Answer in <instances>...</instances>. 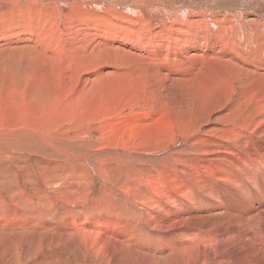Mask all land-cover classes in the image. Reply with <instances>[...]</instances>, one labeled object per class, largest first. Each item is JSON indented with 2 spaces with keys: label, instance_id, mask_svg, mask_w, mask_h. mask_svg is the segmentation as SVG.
Instances as JSON below:
<instances>
[{
  "label": "rangeland",
  "instance_id": "obj_1",
  "mask_svg": "<svg viewBox=\"0 0 264 264\" xmlns=\"http://www.w3.org/2000/svg\"><path fill=\"white\" fill-rule=\"evenodd\" d=\"M164 8L195 11L192 17L201 12L210 21L204 33L220 22L206 36L215 40L207 41V48L216 46L180 50L170 43L175 35L168 42L171 22L162 17ZM155 17L161 22L148 24ZM248 17L257 31L246 24ZM163 28L168 30L162 35ZM252 48L264 54V0H0V264H123L93 241L82 242L76 229H65L90 226L93 216L103 215L135 225L139 211L119 188L133 190L139 180L145 183L150 172L170 164L163 161L168 152H186L190 139H183L181 130L207 119L203 109L196 112L173 99L171 106L164 104L151 88L156 83L148 85L156 61L164 65L166 53L187 50L200 60H187L184 69L197 70L203 60L217 57L218 49L235 56ZM260 61L254 64L264 65ZM250 79L234 94L231 108L242 110L233 118L242 129L264 117V76ZM147 121L151 127L160 123L161 148L118 151L124 147L116 144L122 136L113 130L124 133L123 128ZM111 132L114 138L108 139ZM158 133L151 132L147 143ZM260 221L264 226V216ZM217 245L205 243L207 250ZM223 246L233 256L227 264H237L233 258L240 253H251L250 245L245 250ZM177 254L171 250L169 255Z\"/></svg>",
  "mask_w": 264,
  "mask_h": 264
},
{
  "label": "bare ground",
  "instance_id": "obj_2",
  "mask_svg": "<svg viewBox=\"0 0 264 264\" xmlns=\"http://www.w3.org/2000/svg\"><path fill=\"white\" fill-rule=\"evenodd\" d=\"M163 10L167 14L163 13L162 17L169 16L167 22H171V24L168 22L167 26V28L170 27L168 42L173 39L172 35H175L170 43L178 45L180 50L187 47L188 49L193 47L196 50H206L216 46L211 43L207 48V41L211 40L210 38L206 40V36L211 37L212 28L215 30L214 27L220 22L213 24L204 33L206 28L204 25L210 21H205L203 16H200L201 12L192 17L195 11L185 9L181 12L169 8ZM158 11L159 9L156 15L159 14ZM142 12L145 13V11ZM157 18L164 20L160 19V16ZM158 20L155 17L147 23L154 25ZM252 21L248 17L245 22L249 27L252 25L255 32L258 28L253 25L256 23ZM144 24H146L145 21ZM230 27L229 30L232 33L234 28ZM226 28L224 26L227 33L228 28ZM167 30L163 28L161 34L163 35ZM218 31L217 26V33H220ZM180 34H182L181 37ZM243 36H246L245 33ZM227 37L230 38L229 34ZM212 41L215 42V40ZM231 42L234 43V41ZM167 47L170 48V45ZM223 49H218L217 57H210L212 59L209 58L207 62L202 61V57L197 70H190V67L184 69L187 60L192 62L200 60L187 50L172 53L171 56L166 53L161 61L167 65H160L159 61H156L157 67L148 85L156 83L157 86L151 88L166 100L164 104L171 106L169 100L173 99L176 101L175 104L194 109L196 112L203 109L207 119L202 121L201 118L193 127L181 130V137L190 139L186 145V152L174 155L168 152L163 161L167 164L170 162V164L158 171L150 172L151 177L146 179L145 183L139 180V185L133 190H131L133 186L127 185L119 188L127 198L134 202L141 219L134 220V225L121 218L114 219L110 215L93 216L91 218L94 221L90 226L81 223L72 227L60 225L61 227H67L65 230L76 229L78 235H81L82 242L84 240L93 241L98 249H102V252H109L112 256L116 255L117 261L123 264H227V260L233 256L225 252L226 248L223 245H230L229 247L239 245L242 250L249 248L250 245V250L247 249L251 252L250 254L240 253L233 259H237V264H249L250 260L264 264V226L260 221L264 216V117L258 118L242 129L239 122L233 119L241 115L242 110L231 109L233 96L240 86L250 82L251 77L264 76V65L254 64L260 59L264 60V54L262 50L254 51L252 48L253 51L251 49L247 54L243 51L234 56ZM210 55L216 56V52L212 51ZM253 58L257 62H254ZM171 64L175 65V70ZM161 69H166V71L163 73ZM184 74H188L187 79L184 78ZM193 75L196 77L193 78ZM186 102L191 106L183 105ZM160 108L163 111V108ZM164 115L163 111L161 116L164 117ZM166 118L170 119V117ZM146 119H149L148 115ZM148 122L150 121L135 123L132 128H123L124 133L113 130L114 135L118 132V136H122L116 144L121 142L120 144L124 147L117 150L127 153L140 149L141 146L145 149L151 147L155 150L160 149V142L157 140V137L162 135H160V123L155 121L156 126L151 127ZM127 130L128 133H126ZM113 132L108 134V139L114 138ZM151 132L153 136L159 132L152 144L147 143V136ZM138 175L134 174L133 177L136 179ZM216 224L217 227H215ZM207 241L218 244L217 249L207 250L205 246ZM171 250L178 254L170 256ZM122 252L132 254L126 255ZM157 252L160 255H157Z\"/></svg>",
  "mask_w": 264,
  "mask_h": 264
}]
</instances>
